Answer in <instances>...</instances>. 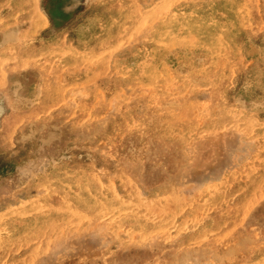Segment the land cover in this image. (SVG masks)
Wrapping results in <instances>:
<instances>
[{"label": "rangeland", "instance_id": "1", "mask_svg": "<svg viewBox=\"0 0 264 264\" xmlns=\"http://www.w3.org/2000/svg\"><path fill=\"white\" fill-rule=\"evenodd\" d=\"M0 264H264V0H0Z\"/></svg>", "mask_w": 264, "mask_h": 264}]
</instances>
